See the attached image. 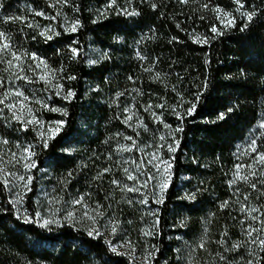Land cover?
<instances>
[{"label": "trees", "instance_id": "1", "mask_svg": "<svg viewBox=\"0 0 264 264\" xmlns=\"http://www.w3.org/2000/svg\"><path fill=\"white\" fill-rule=\"evenodd\" d=\"M50 2L54 3V0H0V30L12 36L14 47L43 57L58 70L57 78L65 89L71 88L77 93L74 99L65 101L51 90L44 91L42 81H21L18 86L30 97L34 93L35 99L68 112L65 117L32 104L40 119H63L67 123L64 131L50 141L48 149L36 147L33 190L25 201L29 213L38 209L33 199L40 182L48 176L47 181L60 197L70 199L90 193L88 199L93 207L97 201L104 205L106 216L115 215L123 222L118 234L121 239H130L136 252H145L151 245H156L160 251L153 264H188L190 255L194 264H218L215 254L223 253V249L216 241L221 239V233H228L226 246L243 239L240 224L243 215L238 211L237 201L243 203L244 194L249 193L248 203L264 205V195L260 191H253L243 182L231 186L228 183L233 179L235 164L252 163L250 157L241 152L257 132L258 119L264 118V18H257L241 32L238 14L237 26L225 29L212 11L200 8V4L209 0H190L188 4H180L178 0H154L159 5L156 11L147 3L133 0V6L141 11L140 16L126 17L112 10L99 19L98 10H103L108 0H69L68 4L53 8L48 7ZM117 3L121 7L127 6L126 0H117ZM210 3L218 4L226 11L235 8L232 0H210ZM245 3L246 7L264 9V0H245ZM57 10L61 16L57 20L49 19ZM35 11H43L45 16H36ZM201 15L204 20L200 19ZM8 16L23 17L25 22L4 23ZM65 16L78 18L82 26L75 33L64 32L59 25ZM93 20L97 22L92 23ZM28 22L41 26L51 24L61 35L46 41L38 35L39 29L27 27ZM177 23L180 28L176 27ZM213 24L224 34L211 39L208 44L192 42L189 34L212 36L210 28ZM173 36L177 41L169 43ZM69 46L79 49L76 58L70 59ZM138 51L147 59L141 61L136 55ZM89 59L97 63L88 64ZM153 64V72L144 71ZM4 68L5 65L0 64V77L7 88L13 85V80ZM155 72L165 77L163 83L152 79ZM27 74L32 76L31 72ZM70 75L77 78L68 80ZM129 76L133 80H129ZM205 81L206 89L203 87ZM197 91L201 92V97L196 111L191 116L185 115L184 121H177L170 112V107L179 100L177 92L183 94L186 101H191ZM118 92L123 94L119 98L116 97ZM149 103L166 104L163 110H153L163 111L165 122L173 127L182 124L184 131L176 133L180 145L174 154L173 183L167 191L165 204L156 208L160 221L156 235L146 237L140 234V225L146 223L147 228H151L155 218L153 221L141 220L143 214L138 199L133 193L121 192L110 181L116 178L128 183L122 172L124 161L115 150L118 143H131L124 136H132L140 150L145 145L159 143L161 134L167 136L169 130L164 129L163 124L154 123L151 113L144 110ZM125 106L143 118L148 131L143 128L133 131L121 122ZM188 106L185 104L184 107ZM229 107L234 111L224 120H217V115L227 112ZM9 128V122L2 118L0 135L10 140L8 146L17 143L38 145L33 128L29 127L27 131ZM259 143L264 144V140ZM70 144L81 153L69 156L65 149ZM137 151H132L134 156ZM110 153L112 158L108 159ZM162 155L168 158L166 147ZM105 167L111 168V172L101 179H93ZM39 171L44 174L41 178L37 176ZM69 172H72L71 176H68ZM197 188L203 191L197 194L196 201L179 199ZM8 199V191L0 184V205L10 208L6 203ZM128 200L133 203H127ZM224 200H230V204L220 210L218 205ZM211 213L215 215L210 216ZM185 218L186 224L181 226L179 222ZM129 220L131 224L127 223ZM205 228L208 229L206 234ZM202 236L209 241L207 249L192 253L191 248ZM41 238L46 239L38 244ZM74 238L88 239L66 224L51 226L49 231L36 224H24L12 213L0 212V264H93V260L99 259L96 253L105 250L101 238L90 241L91 252L74 254L71 248ZM240 251L244 254L243 249ZM224 254L240 260L235 253ZM108 255L118 264H129L126 256Z\"/></svg>", "mask_w": 264, "mask_h": 264}, {"label": "snow or ice", "instance_id": "2", "mask_svg": "<svg viewBox=\"0 0 264 264\" xmlns=\"http://www.w3.org/2000/svg\"><path fill=\"white\" fill-rule=\"evenodd\" d=\"M142 4L147 3L149 7L156 11L159 5L154 2V0H140ZM180 4H188L190 0H178ZM191 2H196V0H191ZM69 0H54V3H49L48 7L53 8L56 5H66ZM127 6L121 7L118 5L117 0H108V3L104 6L103 10H98V19L105 17L109 11L115 10L118 15H123L126 17L140 16L141 11L133 6V0H126ZM235 8L233 11H226L220 7V5H211L210 0L207 3L200 4V8L204 11H212L215 14V19L219 21L223 28H233L237 26V15L241 21L239 30L244 32L249 26L254 23L257 18H264V9L257 7H246L245 0H232ZM2 7V5H0ZM36 16L43 17L45 12L35 11ZM61 16V12L57 10L56 15L50 17L51 20H57ZM201 20H204L203 15L200 16ZM20 20L22 23L25 22L23 17L8 16L4 18V23L9 21ZM93 20L92 23H96ZM81 21L78 18H68L64 17V22L59 25V27L64 29V32L75 33L81 27ZM28 28L39 29L38 35L43 37L46 41L53 40V37H58L61 35L60 32L56 31L55 27L51 24L47 26H41L40 24H35L32 22L27 23ZM177 28L181 25L177 23ZM212 36L205 34L195 33L189 34L190 39L196 44H208L211 39H215L216 36L222 35L223 30L218 27V25L213 24L210 28ZM36 37L34 36L33 39ZM177 41V37L173 36L169 43ZM139 43V41H137ZM70 47V59L76 58L79 55V49L76 47ZM58 52L60 50H57ZM106 56V54H101ZM137 57L143 61L147 57L143 56L139 51L136 53ZM88 64L97 63L95 60L89 59ZM0 64H4V71L9 74L10 80L15 81H25L27 83H33L35 80L42 81L44 83V91H53L55 96L61 97L65 101H70L74 99L77 93L69 88L65 89L63 83H60L57 78V69L52 68L47 61L37 55L35 52H28L26 50L17 49L13 45V38L4 30H0ZM154 64L152 67L145 68L146 72L154 71ZM62 71V69H60ZM31 72L32 76L27 73ZM76 76H68V80H75ZM60 79H63L62 77ZM129 80H133L132 76L128 77ZM154 80H159L161 83L164 82L165 77H162L161 73L155 72L152 77ZM207 82L205 81L203 87L207 88ZM0 88H3L2 94H0V113L5 110L11 114L10 121H15L22 131H27L29 126H33V131L36 132V139L38 145L28 144L23 146L20 143L16 144V147L20 149L19 153L11 152V159L8 161L9 164L15 168L19 165L22 168V172L6 170L4 167H0V184L4 186L10 195V199L7 200V207L0 205V212L12 213L15 215L16 219L22 221L24 224H36L42 229H48L51 231V226L56 225L57 227H62V222L67 223L70 228L76 232L83 233L88 239L74 238L71 248L74 254H78L82 251L91 252L92 248L89 246L90 241L100 240L103 238L104 252H97L96 256L99 259L93 260V264H118V262L113 261L109 253L114 254L116 257L128 256L129 264H153L155 255L160 249L156 245H151L145 250V253L137 258L135 256L136 246L130 239H124L122 243L117 244L111 237L117 236V234L122 229L123 222L119 220L115 215L106 216L104 211V205L98 201L95 203V207H91L86 202V197H90V193L82 194L78 198L67 201L71 206V210H66L63 216H58L57 213L60 212L59 208H49L48 216H43L41 211L36 209L32 213H29L28 207L25 206V201L28 199V193L32 192V185L34 177L32 175V170L37 168V156L36 147L40 146L43 149H48L50 146V141L56 139L60 133L64 131V126L67 123L66 120L56 119L52 121H44L36 115L37 109H34L32 104L35 103L40 106L41 109L60 113L62 116H67L68 112L65 108L59 106H51L42 99H35V94L30 97L25 94V91L21 90L19 87L15 88H4L3 77H0ZM173 91L175 92V86H173ZM122 93H116V97L119 98ZM179 97L178 102L175 106L170 107V112L175 116L177 121H184L185 115L191 116L197 108V102H199L201 97V92L197 91L194 94V98L191 101H186L183 94L177 92ZM185 104L189 106L185 108ZM166 104H156L153 105L149 103L145 106V111L150 112L154 123L163 124L164 129L169 130L167 136L161 134L159 136V143L156 145H150L154 148L152 153L146 154L147 161L144 159L139 161H130L131 165L134 166V170L131 167H122V172L126 181H131L132 184L124 183L119 179L113 178L110 183L121 192L124 193H141V198L138 203L141 205H146L149 203V196L151 195L152 202L157 205H164L166 194L168 189L173 183V167L175 162V153L180 145V140L177 138L176 133H181L184 131L182 124H178L173 127V125L165 122L163 111L157 113L154 108H159L163 110ZM233 108L229 107L227 112H220L217 115V120H224L228 113H232ZM123 113L125 114L122 119V123L133 131L139 128H143L148 131V126L144 123L143 118L139 117L136 113L132 112L131 108L125 106L123 108ZM119 119V117H117ZM7 120L8 118L5 117ZM135 123V127H133ZM46 126V127H45ZM257 132L254 133L250 138L249 142L244 145L241 155L249 156L252 163H237L234 165L233 179L229 180V186L236 184L237 182H243L247 184L253 191H260L264 195V144L259 142L264 140V118H260L256 124ZM116 136H120V133H116ZM137 135L139 132L137 131ZM125 140L131 141L130 144H117V152H132L135 150H140L137 145L136 140L132 136H124ZM107 142V141H106ZM10 140L5 136H0V144L7 145ZM165 147L167 148L168 158L165 159L162 155ZM240 146H237L239 150ZM67 151V149H65ZM111 153L108 159H111ZM129 163V161H125ZM86 167V165H85ZM111 168L105 167L97 172L93 179H101L105 174L110 173ZM72 172L68 173L71 176ZM259 177V178H258ZM151 185V193L145 191ZM258 185L260 186L258 188ZM203 189L197 188L195 192L186 193L185 196L180 197V200L196 201L197 194L202 192ZM237 192L239 189L237 188ZM107 198V197H106ZM63 198L50 197L48 203L50 205L61 204ZM250 200V194H244V202L239 203L238 211L243 215L240 220L243 239L233 242L230 246H226V238L228 236L227 231L221 233V239L216 241L217 244L223 249V253L217 252L215 255L218 258V264H264V205L256 206L248 203ZM127 203L132 204V200H128ZM230 204V200L221 201L218 205L220 210H225ZM79 206V210L76 208ZM155 219L151 228H141L140 234L142 236H154L156 235L157 225L159 224V216L155 212H150ZM215 213H211L210 216H214ZM103 218V219H102ZM143 220V217L141 218ZM211 222L210 220L208 221ZM127 223L131 224L132 221L129 220ZM181 226H185L186 218L182 219L180 222ZM259 225V226H257ZM103 228V231L101 229ZM208 229H204L206 234ZM46 238H41L37 243H42ZM209 241L201 237L196 245L191 248V252L195 253L197 249L206 250ZM120 249H124L121 251ZM241 249L244 250V254H241ZM224 253H235L240 256V260L236 261L230 259L228 255ZM42 264V262H41ZM188 264H194L191 255L188 259Z\"/></svg>", "mask_w": 264, "mask_h": 264}, {"label": "rangeland", "instance_id": "3", "mask_svg": "<svg viewBox=\"0 0 264 264\" xmlns=\"http://www.w3.org/2000/svg\"><path fill=\"white\" fill-rule=\"evenodd\" d=\"M20 82L21 81H15V80H13V85L12 86H8L7 88H15V87H18L19 84H20ZM2 92H3V89L0 90V94H2ZM0 107H2V106H0ZM6 116L8 117L7 120L5 119ZM10 117H11V114L8 113L6 110L3 113H0V120H2V118H4L6 120V122H9L10 121ZM10 124H12V125H10ZM9 127H10L9 128L10 130H15V131L16 130H20L19 125L15 121L9 122ZM29 127L33 128V126H31V125ZM126 141H128V140H126ZM120 144H122V143H120ZM125 144H128V143H125ZM21 145L26 146L23 143ZM150 145H145L142 150L137 151V156L136 155L134 156L132 152L131 153L130 152H118L120 158H122V160L124 161V165L123 166L124 167H131L134 170V166L131 165L130 161H132V160L139 161L141 159H144L145 162H146L147 161V155L146 154L152 153L154 151V148L153 147H150ZM19 151H20V149H18L16 147V145L10 147V146H8V144L7 145L0 144V167H4L6 170H12V171L22 172L23 170H22V168L19 165H17L15 168H13L12 165L8 163V161L11 159V152H17V153H19ZM67 153L70 156V155H74V154H79V153H81V151L79 152V148H77L73 144H70L69 148H67ZM125 161H129V163H125ZM33 170H32V175H33ZM37 176H38V178H41V177L44 176V174H43L42 171H39V173H38ZM44 178H45V180L40 182V185H39V187L37 188V191H36L35 198L33 200H34L35 204H37L38 210L41 211V213H42L43 216H48L49 215V212L47 211L49 208H59L60 209V212H58L57 215L58 216H63V214H64V212L66 210H71V206L68 203H65V202L71 201L72 199H75V198H78L80 195L78 197H71L70 199H67L65 197L66 199L63 198L61 204L50 205L48 203L49 198L50 197L60 198V195L56 192V190L54 189V187L52 185H50V182L47 181V180H49L48 179V176L47 177H44ZM127 182L129 184H132L131 181H127ZM32 189H33V187H32ZM151 190H152V187H151V185H149V188L146 189L145 191L149 192V194H150L151 193ZM133 195L138 200L141 198V193H133ZM88 201H89V199H88V197H86V202L91 207H93L91 205L90 201L89 202ZM140 206L142 207L143 218H145V219L148 218L147 220L153 221L154 217L151 214H149V213L150 212H156V208H157L158 205L152 202L151 195L149 196V203L146 204V205H141L140 204ZM76 208L79 210V206H76ZM63 224L68 225L67 223L62 222V225ZM52 226H56V225H52ZM146 227H147L146 223H141L140 229L141 228H146ZM101 231H103V228L101 229ZM121 237L122 236L120 234H117V236L111 237V239L114 242H116L117 244H119V243H122L123 240L125 239V238H122L121 239ZM120 250L121 251H124V249H120ZM144 253L145 252H143V251L142 252L140 251L139 253L136 252L135 253V256L137 258H139ZM126 257H128V256H126Z\"/></svg>", "mask_w": 264, "mask_h": 264}]
</instances>
